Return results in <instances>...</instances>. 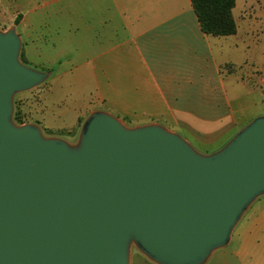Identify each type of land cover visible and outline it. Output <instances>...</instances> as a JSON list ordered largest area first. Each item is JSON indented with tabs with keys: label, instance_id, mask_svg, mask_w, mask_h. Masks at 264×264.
Returning a JSON list of instances; mask_svg holds the SVG:
<instances>
[{
	"label": "water",
	"instance_id": "1",
	"mask_svg": "<svg viewBox=\"0 0 264 264\" xmlns=\"http://www.w3.org/2000/svg\"><path fill=\"white\" fill-rule=\"evenodd\" d=\"M0 30V264H207L264 196V115L213 153L165 125L93 111L76 142L18 125L15 97L50 71Z\"/></svg>",
	"mask_w": 264,
	"mask_h": 264
},
{
	"label": "crops",
	"instance_id": "2",
	"mask_svg": "<svg viewBox=\"0 0 264 264\" xmlns=\"http://www.w3.org/2000/svg\"><path fill=\"white\" fill-rule=\"evenodd\" d=\"M22 1L26 19L35 20L34 28H20L25 44L32 45L35 36V45L47 51L49 44L40 37L52 29L57 50L91 53L87 63H61L50 77L56 83L43 92L50 106L43 120L58 116L61 126L55 130L60 137L68 138L78 126L76 120L62 126L65 118L103 110L165 125L200 152L213 153L264 115V52L258 60L253 55L242 61L234 58L238 51L252 53L253 44L244 40L250 34L241 33L236 7L237 33L214 37L202 31L191 0ZM57 4L71 5L65 14L68 25L55 21L45 27V8ZM65 83L87 94L63 91ZM258 88L262 100L251 102ZM260 222L263 231L255 232L252 225L247 238L255 250L236 253L246 264H264V244L259 240L264 219Z\"/></svg>",
	"mask_w": 264,
	"mask_h": 264
},
{
	"label": "rangeland",
	"instance_id": "3",
	"mask_svg": "<svg viewBox=\"0 0 264 264\" xmlns=\"http://www.w3.org/2000/svg\"><path fill=\"white\" fill-rule=\"evenodd\" d=\"M26 6L27 5L23 3L22 0H0V30L5 31L10 27L15 26L19 34L20 28H34L35 20H31V18L26 19ZM70 8V4L49 5L45 8V16L43 21L41 22L44 23L45 27L47 25L50 28L52 27V24H55V21H57V24L64 23L68 25L69 20L66 19L65 14H68L70 12ZM75 10H77L76 6ZM234 11L235 17L238 20L239 25L241 26V33H248V35L250 34V36H248L244 40H246L247 43H251L253 41V44H250L252 45V53L249 52V50L247 53H245L246 51H238L239 54L235 55L234 58H236L237 61H242L243 59H249V55H253L254 59H260L261 55L264 52V0H237L236 8ZM54 15L56 16L55 20L53 19ZM17 20L18 24H16ZM80 22L84 23V21ZM51 33L52 29L48 31L46 36L40 37V39L44 38V40H46V42L49 44L47 47V51H43L39 48V46L35 45V36V41L32 45H30L28 42H26L25 44L22 36L19 34L23 42L21 61L24 64L37 70L50 71L53 73L57 71L61 63H70L72 60L75 63H87L89 60H91V53H88L87 51L71 52L68 50H57L58 45H53L54 37L53 35H50ZM251 33H253V39L251 37ZM41 34H43L42 31ZM256 34H258L257 38ZM242 36L244 35L242 34ZM258 38L260 39V41H258ZM67 47L69 46L67 45ZM228 68L232 69L230 66H228ZM55 83V78H49L48 81H46L43 85L37 87L36 89L18 94L15 97V113H19L22 117V123H17L15 121L18 125L29 123L37 124L42 128L43 133L46 136L60 137L61 132L55 130L56 126H61L59 123V117L51 114L48 116L47 123H45L43 120L44 113L47 112L50 108V106L47 105V101L45 100L46 97H43V92L45 90L50 91L51 87L54 86ZM69 85L70 84L65 83L62 85L61 89H63V91L73 90V95L87 94L84 88H78L76 84H73L72 86ZM60 94H63L61 90ZM262 97L263 92L261 88H258L255 90V92H252L250 101L254 102L256 100H262ZM262 108L264 109V104L262 105ZM90 114L65 118L66 122H64L62 126L72 125L75 120L78 122V126L74 131L70 133L68 138H60L66 139L70 142H76L81 127ZM118 118L124 121V123L128 127L143 126L155 123H150L149 121L144 122L142 117L125 116ZM261 219H264V196L258 199L244 214V216L234 229L230 245L215 252L214 256L207 264H246V261H243L236 256V253H239V251L246 252L255 250L251 247V243L247 238L252 234V225H254L255 232L259 233V231H263V229H261ZM259 240L261 242V245L264 244V235H262V233H260ZM131 264L154 263L147 259L144 255H142L137 248L133 247Z\"/></svg>",
	"mask_w": 264,
	"mask_h": 264
},
{
	"label": "trees",
	"instance_id": "4",
	"mask_svg": "<svg viewBox=\"0 0 264 264\" xmlns=\"http://www.w3.org/2000/svg\"><path fill=\"white\" fill-rule=\"evenodd\" d=\"M237 0H191L199 19L202 31L214 37H227L237 33V23L233 10ZM18 24V20L16 21ZM14 120L22 123L19 113L14 114Z\"/></svg>",
	"mask_w": 264,
	"mask_h": 264
}]
</instances>
